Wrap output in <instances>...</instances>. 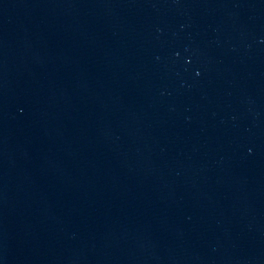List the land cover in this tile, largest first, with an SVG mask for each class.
<instances>
[{"label": "water", "instance_id": "water-1", "mask_svg": "<svg viewBox=\"0 0 264 264\" xmlns=\"http://www.w3.org/2000/svg\"><path fill=\"white\" fill-rule=\"evenodd\" d=\"M0 264H264V0H0Z\"/></svg>", "mask_w": 264, "mask_h": 264}]
</instances>
